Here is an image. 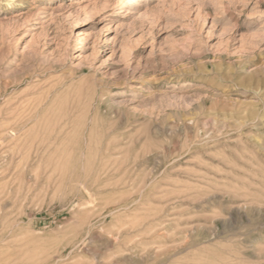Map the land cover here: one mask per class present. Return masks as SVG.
<instances>
[{"label": "rangeland", "instance_id": "374dc122", "mask_svg": "<svg viewBox=\"0 0 264 264\" xmlns=\"http://www.w3.org/2000/svg\"><path fill=\"white\" fill-rule=\"evenodd\" d=\"M0 264H264V0H0Z\"/></svg>", "mask_w": 264, "mask_h": 264}, {"label": "bare ground", "instance_id": "6f19581e", "mask_svg": "<svg viewBox=\"0 0 264 264\" xmlns=\"http://www.w3.org/2000/svg\"><path fill=\"white\" fill-rule=\"evenodd\" d=\"M263 27L261 26V27H258V28H255V29H262ZM80 52H83V49H81V51Z\"/></svg>", "mask_w": 264, "mask_h": 264}]
</instances>
